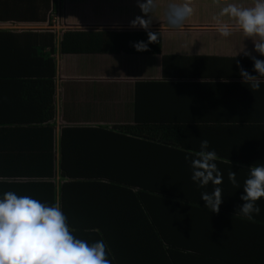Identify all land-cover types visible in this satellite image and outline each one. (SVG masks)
Here are the masks:
<instances>
[{"label": "crops", "instance_id": "0c3cea01", "mask_svg": "<svg viewBox=\"0 0 264 264\" xmlns=\"http://www.w3.org/2000/svg\"><path fill=\"white\" fill-rule=\"evenodd\" d=\"M160 1L167 8L155 9L149 30L161 34L162 47L138 52L132 44L147 43V32L129 21L143 14L125 0H0V197L14 191L60 206L77 238L106 242L111 264H182L184 253L173 262L166 246L150 242L143 185L159 168L192 183L185 157L200 150L196 138L217 153L224 203H243L242 159L264 163V82L251 89L237 66L256 74L244 55L263 60L253 41L216 32L212 0H192L193 15L178 29L167 10L183 0ZM161 123H188L193 147L151 145L149 124ZM238 131L241 143L225 149ZM168 210L163 233L193 221L190 210L183 225ZM192 259L182 261L203 263Z\"/></svg>", "mask_w": 264, "mask_h": 264}, {"label": "clouds", "instance_id": "9594fccd", "mask_svg": "<svg viewBox=\"0 0 264 264\" xmlns=\"http://www.w3.org/2000/svg\"><path fill=\"white\" fill-rule=\"evenodd\" d=\"M135 2L143 15L129 21V27L143 28L147 32V43L139 41L132 44L136 51L142 52L159 39V32L149 30L156 3L155 0ZM212 4L220 10L213 16L215 31L223 37L234 32L242 33L253 41V50L264 56V0H253L250 6L231 3L229 0H212ZM193 12L192 0L172 3L167 10V23L172 28H182ZM113 27L119 28L120 25L115 23ZM244 55L253 61L256 74H250L238 63L241 82L251 89L259 90L264 82V60L257 59L249 51H244ZM208 149L209 141L202 139L200 150L185 159L190 163L191 180L198 187L213 185L211 192L201 193V200L204 201L205 209L218 214L224 199L220 187L223 174L215 162L217 153ZM236 175V172L229 171L228 180L233 186L241 188ZM242 189L240 199L243 203L237 206L235 213L255 222L254 215H259L261 211L258 201L264 198V163H254L248 168ZM0 264H111V261L105 241L89 243L73 234L60 206L6 191L0 197Z\"/></svg>", "mask_w": 264, "mask_h": 264}, {"label": "trees", "instance_id": "16d2710c", "mask_svg": "<svg viewBox=\"0 0 264 264\" xmlns=\"http://www.w3.org/2000/svg\"><path fill=\"white\" fill-rule=\"evenodd\" d=\"M158 43L161 48L162 36L160 33ZM262 58L264 60V56ZM191 129L188 123H161L155 126L149 124L151 145L164 144L163 146L166 145V147L171 148L176 146L193 147V138H190L191 134L184 136ZM215 132L219 134V131ZM202 134L204 132L200 133V136ZM241 137L242 133L236 132L231 141L223 143L225 149L235 148L234 143H241L239 140ZM201 140V137L196 138V142L199 145ZM263 149L264 144L261 147L262 151ZM261 161L264 162V154H262ZM155 162L159 161L156 160ZM242 163L244 165L241 173L246 177L248 168L254 161L245 158L242 159ZM161 169L163 170L164 167ZM159 170L160 168L151 170V180L154 183L151 181L148 187L143 185L145 186L144 188L150 190L148 200L149 213L151 214V244L155 243L156 246L158 244L160 246L159 249L166 246L170 250V258H174L173 262L179 259L178 254L180 252V255L184 253L182 259L186 255L189 258H193V262H196L195 258H200V260H203L201 264L209 262H212V264H264V198L258 201L261 211L259 215H254L255 222H250L235 213L237 206L242 204H238V202H233V204L223 202L224 204L220 205L218 214L211 213L210 210L205 209L204 201L201 200V193L204 191L210 192L212 190L211 187L200 188L197 185H193L192 192L193 182L190 183L188 179L183 180L182 172L177 169L167 168L162 172ZM164 210H168V214L171 217H184L180 221L181 225H183L184 221L187 222V217H189V212L191 211L193 221L187 223L186 227L179 226L180 229L178 228V230L181 231L179 233H163L165 225L162 224L161 218ZM254 248L259 249L252 251L251 249ZM152 254L153 252H151ZM182 259L181 263L185 264Z\"/></svg>", "mask_w": 264, "mask_h": 264}, {"label": "rangeland", "instance_id": "374dc122", "mask_svg": "<svg viewBox=\"0 0 264 264\" xmlns=\"http://www.w3.org/2000/svg\"><path fill=\"white\" fill-rule=\"evenodd\" d=\"M245 1H248V2H250V3H253V0H245ZM125 2L126 3H128L130 6H133V7H135V5H136V2H135V0H125ZM240 1H238V0H233V3H236V4H238ZM155 3H156V8H158V9H160L159 11H162L161 9L163 8V7H165V9L167 8V4L166 5H164V4H161V1L160 0H155ZM166 3V2H165ZM136 9H137V6L135 7V14H136ZM164 9V10H165ZM73 12V11H72ZM80 12V11H79ZM155 27L157 26V25H154ZM185 26H187V25H185Z\"/></svg>", "mask_w": 264, "mask_h": 264}, {"label": "built area", "instance_id": "2783aa9c", "mask_svg": "<svg viewBox=\"0 0 264 264\" xmlns=\"http://www.w3.org/2000/svg\"><path fill=\"white\" fill-rule=\"evenodd\" d=\"M58 12H59V11L54 10L53 13H52V15H53V17H54V22H55L56 24H58L59 21H60V16H59V13H58Z\"/></svg>", "mask_w": 264, "mask_h": 264}]
</instances>
